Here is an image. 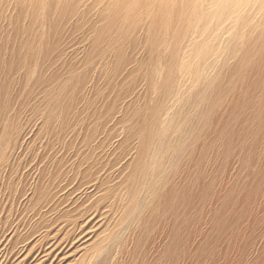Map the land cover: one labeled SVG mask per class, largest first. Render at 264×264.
Listing matches in <instances>:
<instances>
[{
	"label": "rangeland",
	"instance_id": "rangeland-1",
	"mask_svg": "<svg viewBox=\"0 0 264 264\" xmlns=\"http://www.w3.org/2000/svg\"><path fill=\"white\" fill-rule=\"evenodd\" d=\"M40 10L43 12V5ZM254 15L243 27H231L226 34L218 30L214 32L218 36L211 37H219L220 40L216 46L211 40L216 51L211 61L208 60L209 70L205 75L217 83V89L228 92L223 94L221 107L207 110L204 105L201 110L204 117L212 120L216 113L223 111V106L229 102L233 105L235 101L232 98L236 96L237 108L243 111L250 104L264 109V14ZM96 22H99L97 13L90 14L87 19H70L56 29L48 51L30 49L28 43L35 40V34L37 37L42 27L35 24L33 31L32 15L23 12L15 0L0 2V246L4 242L1 235L12 227L16 241L30 238L36 244L34 254L42 252L36 261L31 260L35 264H264V142L260 143L263 151L258 153L260 162L247 165L256 159L252 158L249 145L253 144L258 133L257 123L240 121L237 112L225 128H216L210 123L205 128L207 133H202L196 143L199 149L196 152L194 139L202 123L200 113L194 115L191 110L188 115L181 113L187 115L185 117L176 116L175 121L181 118L186 123L184 134L174 130V123L167 128L161 148L167 144L171 146L164 155L166 178L171 176L169 182L177 175L173 174L174 165L170 166L174 163L173 148L187 142L176 159L181 164V171L182 167L185 170L180 173L178 194L172 203L164 206L166 184L156 181L151 190L145 185L148 184L149 171L144 175L142 186L134 184L131 193L122 190L115 192L114 198L108 196L103 205L109 208L105 209L106 215L99 222L100 218L81 229L78 227L83 220H79V212L83 210L79 206L83 208L84 202L94 203L101 197L91 202L87 188L75 193L64 190L63 179L54 178L57 160H64L62 174L68 172L77 149L81 150L83 135L88 131H100V127L99 134L105 132L100 137L104 141V156L110 157L107 154L113 152L119 156L124 150V146H119V150L110 146L114 142L109 140L113 129L110 126V131L102 130L99 123L108 120L97 95L94 102L95 89L107 92L106 82L97 78L99 71H90V77H94L96 83L93 89L92 84L87 85L83 89L86 93L78 90L68 93L62 89L72 74L85 71L84 64L92 49L90 38L94 31L91 28ZM145 28L141 25L133 30V39L121 45L124 61L129 65L123 69L116 60L109 61L104 72L117 71L115 75L120 77L130 73L135 63L148 62L152 58L149 34ZM188 39L184 44L190 43ZM119 47L113 49L110 56L115 55ZM192 62L191 73L199 58L195 57ZM181 74L186 77L187 72L179 71L177 76L181 77ZM189 84L190 80L186 79V85ZM242 84L250 86V89L239 90ZM230 86L232 88H228ZM217 89L213 95L221 94L216 92ZM187 94L190 95L189 92ZM142 102L143 99L140 104ZM175 105L169 111L173 116L182 111L186 101L179 107ZM68 106L73 110L64 123L57 115ZM52 113L57 116L54 122L50 121ZM146 114L149 115V111ZM118 127L123 135H130L127 123ZM258 138L264 141V136ZM136 140L134 138L125 145L130 150L133 148L132 156L139 147ZM153 146L151 154L159 145ZM193 157L199 159L196 167H192ZM106 161L112 168L109 158ZM108 185H114V181L110 180ZM172 225L174 235L167 236V241H161L164 231ZM54 246L52 254L44 258L46 250ZM14 261L12 258L6 264Z\"/></svg>",
	"mask_w": 264,
	"mask_h": 264
},
{
	"label": "bare ground",
	"instance_id": "bare-ground-1",
	"mask_svg": "<svg viewBox=\"0 0 264 264\" xmlns=\"http://www.w3.org/2000/svg\"><path fill=\"white\" fill-rule=\"evenodd\" d=\"M15 1L16 5H18L23 12L26 11L27 14L30 12L32 15V22H34V25H32L33 31L35 29V24L42 27V30L38 32L37 37L35 34V40L32 43H28L27 46L30 49L39 48L48 51L50 49L49 42L52 40L56 29L62 23L74 18L87 19L92 13H97L98 15L99 22L94 23V28H91L94 31L93 36L90 38L92 49L84 64L85 71L79 73L76 71L72 74L63 84L62 89L68 93L77 90L83 92V89L90 84H92L91 88L93 89L96 79L90 77V71L95 72V69L96 71H99L97 78L98 80L106 82L107 92L105 90L101 91L100 89H95L94 102L97 95L98 99H101L100 103L105 108V117L108 116L107 121H100L99 123L103 127L102 130L110 131V126L113 129L114 133L109 137V140H114V142L111 143L110 146H113V149H118L119 146H124V150H122L123 153L121 152L119 156L114 152L112 154H107L110 157L112 156V158L104 156V141L101 140L100 137L104 136L105 132L99 134L101 131L100 127V131H88L83 135V139H81L82 141L80 143V145H82L80 147L81 150L79 148L77 149L76 156L72 159L68 172L62 174L61 165L64 160H57L58 165L55 168L56 172L54 173V178L61 177L63 179V185H65L64 190H73L72 192L75 193L80 189L83 190L84 188H87L88 191L90 190L88 193H91V196L89 197L91 198V202L94 198L101 197L100 199L97 198L99 200L94 203L84 202L82 204L83 208L79 206V209H83L79 212V220H85V222H82L83 220L80 221L81 223H79L80 225L78 226L80 229L83 225L87 226V224L100 218L97 221L99 222L101 218L106 215L104 212L109 206L103 204H105L106 199L109 198L108 196L114 198V195L122 190H129L131 193L134 184L138 187L142 186L144 183V175H148L149 171L150 177L148 184L145 185L151 190V185L156 181L163 185L166 184L165 188H167V193L163 196L164 206L166 207L172 203L173 198L178 194L177 189L178 180L181 177L180 173H183L185 170L182 167L181 171V164L177 163L178 160L176 161V159L179 153L181 154V151L185 149V144H187V142L180 145V147L177 146L178 148H173L174 163L170 166L173 167L174 165L175 171L173 174H177V177H172L170 182L168 179H170L169 177L171 176H167L166 178L165 174L166 166L164 155L167 153V149H171V146L167 144L166 146L164 145L165 148L161 147L163 146V143H165L163 141L166 138V130L167 128H171L173 123L174 130H180V134H184L183 132L185 131L186 123L181 118L179 120V117L187 116L191 110H193L194 115L200 113V120L202 122L197 128L199 130L198 136L194 139L195 152L199 150L196 147V143L200 140L202 133H207L205 128H208L210 123L211 126L214 124L216 128H225L229 126L231 120H234L235 112H237L239 113L240 121H243L246 124H249L252 121L255 124L257 123L256 128L258 133L254 137L253 144L249 145L252 158L255 157L256 159L253 158L254 160L249 161L246 164L255 165V163L260 162L257 158L260 156L258 153L261 152L262 149L264 150V147L260 149V143L264 141H260L258 137L264 136V109L261 110L259 107H255L254 104H250L249 107L243 111V109L237 108L239 103L238 97L236 96L235 98H232L235 101L234 104L232 105L229 102V104L223 106V111L216 113L212 120L208 117H204L201 110H203L204 105L207 110L214 106L216 108L221 107L222 99L225 97L223 94L228 92L226 89H217V83H215L209 76L205 75V71L209 70H207L209 63L208 60L212 58L213 52L216 51L211 45V40L215 41L214 46H216L220 40L219 37L214 39L211 37L213 35L218 36L217 33H214L218 30L226 34L231 27H243L250 21L251 17L255 16L254 14L256 13L264 14V0ZM0 2H3V0H0ZM41 5H43V12L40 10ZM141 25L146 27V33L149 34V52L152 54V58L150 57L151 59L148 62L144 60L145 62L141 61L135 63L134 68L130 73L128 72L120 77L115 75L117 71L115 73H111V71L104 72L110 63L109 61L116 60L119 66L122 65L123 69L129 65L126 64V60L124 61L125 56L123 55L124 52L121 45H123L124 42L133 39V30L141 27ZM199 37L203 38L200 39ZM187 39L190 43H185V45L184 42ZM170 43H172L171 47H166L167 45H170ZM102 45H105L104 48ZM116 47H119L118 52L115 55L110 56L111 53H114L113 49H116ZM195 57L199 58V63L196 68L194 67L193 73H191L193 67L191 65L194 63L192 60ZM179 71H186V77L182 74L181 77L177 76ZM92 76H95V74ZM114 76H116V78H113ZM186 79L190 80L189 85H186ZM128 83L131 84L128 87V90L124 91L125 86ZM262 86V93H264V85ZM228 88H232V86ZM243 88L250 89V86H243L242 84L241 87H238L239 90ZM216 89V92L221 93L218 96L213 95ZM115 92L116 94H113ZM188 92L190 95L187 94ZM262 98H264V95ZM141 99H143V102L140 104ZM147 101H149V103H147ZM184 101H186V105L181 109L182 111L179 112V114L173 116V112L169 113V111L173 109L174 104H176L175 107H179ZM72 110V107L68 106L63 113H61L60 110V116H57L65 123L66 117ZM148 111L149 115L146 114ZM184 112L187 113V115L181 114ZM177 115H179V121H175ZM57 116L52 113L50 121H56ZM124 123H127L130 126L131 132L129 136H125L119 131L118 126ZM213 132L211 134H213ZM134 138L138 140L139 147H137L136 154L132 156L131 153L133 148L130 150L125 147V145L128 141H131ZM182 138L185 139L183 136ZM209 138L210 141H212L211 135H209ZM238 139L239 138H237V140ZM106 142H108L107 139ZM153 144L159 146H157L156 150L151 154V149L154 147ZM107 158H109L112 168L109 166V162L106 161ZM192 164V167H196L199 164V159L193 157ZM183 175L185 176V173ZM110 180L114 181V185H108ZM163 185H161V187H163ZM200 187L204 191V186L201 185ZM43 198L44 196H42V199ZM74 204L72 206H74ZM161 232H163V230ZM174 233L175 229L173 225L169 226L166 232L164 231L165 236L164 238L162 237L161 241H164L165 239V241H167V236L174 235ZM1 237L4 242H2L0 246V264L9 263L12 258H15L16 261L11 264H21L24 262L26 264H35V258H38L42 253L34 254L36 244H34L30 238L16 241V232L12 227L4 231ZM55 248L56 246L47 249L43 254V257L46 258V256H50ZM20 258L23 259L19 261ZM32 259H34L33 262H31Z\"/></svg>",
	"mask_w": 264,
	"mask_h": 264
}]
</instances>
